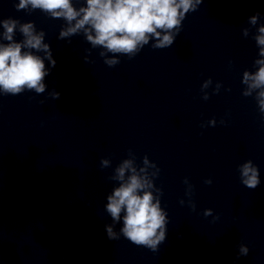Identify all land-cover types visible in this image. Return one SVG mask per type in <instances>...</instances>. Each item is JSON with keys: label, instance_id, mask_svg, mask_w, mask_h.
Segmentation results:
<instances>
[{"label": "clouds", "instance_id": "clouds-1", "mask_svg": "<svg viewBox=\"0 0 264 264\" xmlns=\"http://www.w3.org/2000/svg\"><path fill=\"white\" fill-rule=\"evenodd\" d=\"M201 3L203 0H85L77 8L73 0H19L15 7L17 11L25 10L28 13L39 9L51 18L63 19L66 26L61 28L58 38H70L82 33L92 48L101 47L105 50L99 55L111 67L120 62L116 54L131 59L149 44L150 38L156 41L151 45L154 49L172 46L186 14L195 12ZM260 17V13L250 16V27L242 30L243 36L247 38L251 28H256L253 38L260 57L253 62L255 71L245 70L242 74V84L246 86L242 95L248 97L255 93L259 111L264 114V24H258ZM0 27L3 29L0 40V92L13 96L25 90L44 93L46 85L43 81L50 74V69L45 67V60L49 61L50 67L56 65L50 45L44 42L45 32L37 31L33 22L21 23L13 18L0 20ZM17 31L23 37L20 42L14 39ZM33 50L43 52L44 56L34 54ZM107 53L113 56L109 58ZM84 59L87 61L88 57ZM211 84V78L204 81L201 91ZM220 88L221 84L217 83L214 92L218 93ZM50 95L53 99L60 97V93L55 90ZM203 99H209L208 93H204ZM208 124L215 126L216 120L212 119ZM143 164L145 167H140L139 171L130 159L119 164L111 179L120 183L107 196L105 208L113 225L122 220L120 233L124 238L136 246L156 252L166 239L168 214L161 207L162 190L154 187L147 173V167L157 166L155 163L150 165L147 156L143 157ZM107 166L109 160L102 159L101 167ZM239 172L241 182L247 188L255 189L261 183L259 170L251 160L240 165ZM158 174L157 167V173L153 175ZM184 183L188 185L186 195L191 196L192 185L187 178ZM205 183L210 185L212 181L208 179ZM180 203L183 205L185 201L181 200ZM188 203L195 211V204L191 200ZM203 214L206 217L212 215V209H206ZM113 225L105 226L106 233L110 240H118L120 235L113 230ZM238 247L236 259L248 255L249 248L246 245L240 244Z\"/></svg>", "mask_w": 264, "mask_h": 264}]
</instances>
